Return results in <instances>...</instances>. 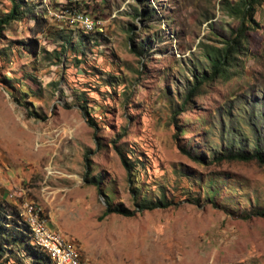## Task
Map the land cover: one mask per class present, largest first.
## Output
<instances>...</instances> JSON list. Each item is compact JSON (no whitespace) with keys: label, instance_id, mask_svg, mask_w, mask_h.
<instances>
[{"label":"rangeland","instance_id":"374dc122","mask_svg":"<svg viewBox=\"0 0 264 264\" xmlns=\"http://www.w3.org/2000/svg\"><path fill=\"white\" fill-rule=\"evenodd\" d=\"M24 1L42 21L26 14L0 32V193L37 209L84 264H264V219L239 216L264 207V164L211 160L233 139L246 148L253 135L264 143V2L226 71L209 78L205 48L221 46L237 27L227 10L238 0ZM9 6L0 0V16ZM69 7L102 24L88 31L73 15L56 16ZM66 26L96 39L57 57L55 29ZM145 39L140 55L131 51ZM200 75L207 78L179 111ZM113 141L128 151L139 193H164L175 204L100 218L103 198L81 177L85 152L112 203L133 207ZM208 178L215 204L204 199ZM9 259L0 264H29L19 252Z\"/></svg>","mask_w":264,"mask_h":264},{"label":"trees","instance_id":"16d2710c","mask_svg":"<svg viewBox=\"0 0 264 264\" xmlns=\"http://www.w3.org/2000/svg\"><path fill=\"white\" fill-rule=\"evenodd\" d=\"M9 1V8L0 16V32L3 29V26L9 24L12 21L21 19L26 14H28L30 17H34V22H39V17L37 18L34 11L32 10L33 7H28L27 3H25L24 0ZM263 2L264 0H238L234 4L229 6L227 12L228 14L234 16L237 19L238 25L221 46L209 45L205 48V56L209 61L210 68L209 78L221 75L226 71L234 54L239 52L238 46L246 36L245 32L247 27L249 26L248 21L254 22L253 14L255 6L261 5ZM68 3L72 4V2ZM77 5H80V3L77 2ZM69 8L70 9H62V11L65 13H69V11H71L70 13L76 11H86L79 10L74 7ZM39 19L40 21H42V17H40ZM55 30L56 32L58 31L57 37L60 39L56 55L57 57L58 54H61L66 50L79 51L77 45L82 46L83 42H93L96 39V37L94 35L92 36L91 33H85L82 31H76L73 34V30L68 26L63 29ZM99 32L100 31L96 30L93 33L95 35H100ZM128 39L129 41H132L130 36L128 37ZM145 40H140L137 47L132 46L131 51L136 53L137 55H140L141 51L144 49V47H146L145 44L147 43V39ZM32 44L34 47H36V41L34 39L29 40V45ZM206 78L207 77L205 75L193 77L192 84L188 87L187 91L182 97V100L179 105L180 107L178 108L179 111L182 110L183 104L186 102V100L190 98L192 94H194L198 86ZM14 101L16 104H20V101H18L17 98H15ZM261 103L262 105H264L263 102ZM79 109L81 110V114L84 117L87 125L95 129V122L89 116L84 105L80 104ZM175 113L176 110H173L171 114V118L173 120ZM27 114L34 118H45V115L38 113L32 109H27ZM259 116L263 119L264 112H259ZM93 133H95V131ZM252 139L254 140V143L250 148H246L244 145L241 144L234 146V139L231 140V142L224 148H222L220 151H214L211 160H214L216 162H219L221 160H255L260 164H264V143L261 145L260 140L256 135H253ZM113 149L118 158L120 159L122 166L125 168L126 180L128 183V189L132 199L133 207L130 209L122 205L121 203H112L110 195L105 191L103 187L102 175H100L99 173L91 174V161L88 157V152H85L83 155L84 169L81 177L84 183L93 185L96 189V192L103 198L104 209L100 215V218L109 213H116L123 216H131L136 212H142L144 210H151L155 208H166L171 204H175V202L167 200L164 193L154 198H146L142 196L139 193L138 188L133 186L131 183L130 172H132L134 165L132 164L131 160L127 157L128 151L124 148L123 145L115 144V141H113ZM181 152L186 155L189 154L188 151L184 149H181ZM194 158L200 162L204 161L203 156L201 154L194 156ZM217 193V185L213 183V180L211 178H208L205 185L204 199H206L212 204H215L214 198L216 197ZM189 199L192 200L190 202L198 201L197 197L188 198L186 200ZM239 216L244 219L250 218L251 216H258L264 219V207L256 206L250 208L248 211H243L242 213H240ZM18 252L20 254H24V256L29 259V264H55L51 256L47 252L39 248L34 242L31 236V230L29 228V225L21 215V210H19L17 207H15V205L13 206L6 200L0 199V260H10L9 258L13 254H18Z\"/></svg>","mask_w":264,"mask_h":264},{"label":"bare ground","instance_id":"6f19581e","mask_svg":"<svg viewBox=\"0 0 264 264\" xmlns=\"http://www.w3.org/2000/svg\"><path fill=\"white\" fill-rule=\"evenodd\" d=\"M70 12L71 11H69V13H65V15H63L61 13L60 14L58 13L56 16L62 17L64 19L66 15H68L69 17L71 15H73V17H70V19L72 18V20H73L72 22L73 23H78L82 27L86 28L87 30H95L97 28V25L86 26L84 24L85 23V18H87V20H97L96 15H94V14L93 15H85L87 13L84 14L82 12H77V11L76 12H73V13H70ZM52 14H53V12H52ZM74 17H77V19H73ZM29 208H30V206H29ZM24 212L26 214L27 221L29 223V227H30V230H31V236H32L34 242L37 244V246L39 248H41L42 250H44L45 252L49 253L50 256H51V258L54 260L55 264H66V259L64 258V254H56L55 255L53 253V251L54 252H61V251H63V244L61 243V240H65L63 238V236H61L58 233V231H55V229L53 228L54 229V232L57 235V238H59V239H53L52 240V248H51V246L49 244H45L44 243V241L39 237V235L37 233V230H40V229L44 228L45 227V223H46V221H44L42 218H40L38 215H36L37 209H36V213H34V211H29L28 209L25 210V207H24ZM28 217H30V219ZM32 221H34V222H32ZM74 257H77L78 258L77 253H76L75 250H74Z\"/></svg>","mask_w":264,"mask_h":264},{"label":"built area","instance_id":"2783aa9c","mask_svg":"<svg viewBox=\"0 0 264 264\" xmlns=\"http://www.w3.org/2000/svg\"><path fill=\"white\" fill-rule=\"evenodd\" d=\"M57 19H61V18H57ZM84 24L86 26H92V25H101L102 23H100L99 19L87 20V18H85ZM16 206L19 207V209L24 212L25 206H20V202L16 203ZM34 213H36L35 209H34ZM28 218L30 219V217H28ZM32 222H34V221H32ZM37 233H38L39 237L44 241V243L49 244L51 246V248H52V240L53 239H59V238H57V235L54 232V229L47 226L46 223H45L44 228L37 230ZM61 243L63 244V251H61V252H54L53 251V253L55 255L56 254H64V258L66 259V264H84L82 260H80L77 257H74V249L72 248V246L69 244V242L67 240H61Z\"/></svg>","mask_w":264,"mask_h":264},{"label":"crops","instance_id":"0c3cea01","mask_svg":"<svg viewBox=\"0 0 264 264\" xmlns=\"http://www.w3.org/2000/svg\"><path fill=\"white\" fill-rule=\"evenodd\" d=\"M0 199H4V200H6L7 202L10 203L9 199L7 198V195H5L3 193H0Z\"/></svg>","mask_w":264,"mask_h":264}]
</instances>
